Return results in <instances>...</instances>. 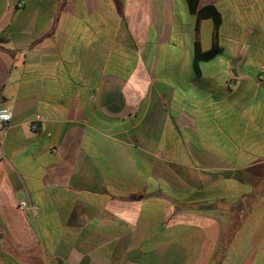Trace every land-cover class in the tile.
<instances>
[{"label": "crops", "instance_id": "crops-1", "mask_svg": "<svg viewBox=\"0 0 264 264\" xmlns=\"http://www.w3.org/2000/svg\"><path fill=\"white\" fill-rule=\"evenodd\" d=\"M205 6L221 53L195 71L213 24L186 0H0V264H210L217 220L157 190L187 208L244 188L221 172L264 181V0ZM263 194L223 264H264Z\"/></svg>", "mask_w": 264, "mask_h": 264}, {"label": "trees", "instance_id": "trees-1", "mask_svg": "<svg viewBox=\"0 0 264 264\" xmlns=\"http://www.w3.org/2000/svg\"><path fill=\"white\" fill-rule=\"evenodd\" d=\"M199 0H186L188 11L191 14L196 13L198 19L208 18L213 24V35L211 47L207 51H202L198 44L194 46L193 67L198 71V65L202 62L213 60L221 53V48L217 40V32L221 23L219 12L212 6H205L198 9ZM223 180H230L234 183L242 185L244 188L235 194L228 189L211 190L201 193V200L194 201L191 206L182 204L183 196L176 190L170 191L165 188L157 190V196L163 200L164 207H173V214L177 215L183 212L205 215L213 217L217 220L220 234L214 252L211 255L210 264H223L229 259L230 247L239 243V238L242 233H245L248 228L249 220H245L248 214L243 199L256 197L262 189H264V181L251 174L243 172H221L218 174ZM215 196V197H214ZM264 196V194H263ZM264 198V197H263ZM172 205V206H171ZM262 203L253 212L256 216L262 211ZM257 224V225H256ZM167 224L162 222L161 227H166ZM254 230L251 233V242L254 245H264V219L260 222L254 220Z\"/></svg>", "mask_w": 264, "mask_h": 264}, {"label": "built area", "instance_id": "built-area-1", "mask_svg": "<svg viewBox=\"0 0 264 264\" xmlns=\"http://www.w3.org/2000/svg\"><path fill=\"white\" fill-rule=\"evenodd\" d=\"M22 5V2H12V1H7L6 6L7 8H17ZM257 82L262 83L264 82V61L262 63V68L257 76ZM12 120V113L6 110H1L0 111V129H6L8 125L10 124ZM40 120V116L37 117V119L31 123L30 129L32 131H36L38 129V121ZM28 208L27 204L24 202H20L18 205V209L21 211H25Z\"/></svg>", "mask_w": 264, "mask_h": 264}]
</instances>
